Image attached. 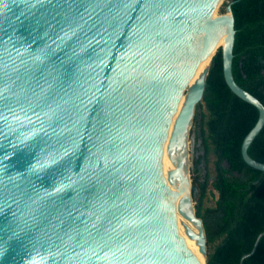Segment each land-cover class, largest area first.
Returning a JSON list of instances; mask_svg holds the SVG:
<instances>
[{
    "label": "water",
    "instance_id": "water-1",
    "mask_svg": "<svg viewBox=\"0 0 264 264\" xmlns=\"http://www.w3.org/2000/svg\"><path fill=\"white\" fill-rule=\"evenodd\" d=\"M218 1L0 0V264H207L190 129L221 48L264 171L232 3L204 28Z\"/></svg>",
    "mask_w": 264,
    "mask_h": 264
},
{
    "label": "trees",
    "instance_id": "trees-1",
    "mask_svg": "<svg viewBox=\"0 0 264 264\" xmlns=\"http://www.w3.org/2000/svg\"><path fill=\"white\" fill-rule=\"evenodd\" d=\"M236 20L233 72L236 81L264 103V0H230ZM229 2V3H230ZM206 108L207 112L204 111ZM259 119V109L237 96L228 86L222 48L213 58L207 87L198 105L195 122L202 124V141L208 165L216 157L213 175L200 180L193 170L194 197L199 191L197 214L208 236L207 264H241L264 232V171L243 158L242 144ZM264 162V127L249 148ZM213 176V177H212ZM218 193L214 205L205 207L208 192ZM243 264H264V235Z\"/></svg>",
    "mask_w": 264,
    "mask_h": 264
},
{
    "label": "rangeland",
    "instance_id": "rangeland-1",
    "mask_svg": "<svg viewBox=\"0 0 264 264\" xmlns=\"http://www.w3.org/2000/svg\"><path fill=\"white\" fill-rule=\"evenodd\" d=\"M230 0H224L222 5L220 6L219 12L223 13V12H227L226 8L229 4ZM189 87V83L186 85V87L184 88V92H183V96L186 95L187 90ZM204 107L201 108V110ZM204 111L207 112L206 108H204ZM202 130H203V126L202 124H199L198 122H195L192 124V127L190 129V139L193 138L195 136V140H196V144H195V148H194V153H191L190 155V159L191 162L193 161L194 165L192 166V170H191V177H192V187L194 188V173L193 170L196 166V160H200L202 159V156H205V149L203 147V139H202ZM210 161L208 163V165H206V161L205 159H202V163L200 164V170L199 172H197V176H199L200 180L205 181V176L210 173L211 175H213L214 172V162H215V155L213 153H210ZM213 177V176H212ZM197 194L199 196V191L197 189ZM198 196L194 197V205L197 209V204H198ZM218 198V193L217 191L215 192H208L205 199H204V206L205 207H209L215 204L216 200Z\"/></svg>",
    "mask_w": 264,
    "mask_h": 264
},
{
    "label": "bare ground",
    "instance_id": "bare-ground-1",
    "mask_svg": "<svg viewBox=\"0 0 264 264\" xmlns=\"http://www.w3.org/2000/svg\"><path fill=\"white\" fill-rule=\"evenodd\" d=\"M223 1L224 0H219L217 2V4L214 6V8L212 9V11L209 13L206 21L204 22V28H206L215 18H217L221 14H229L228 12H223V13L219 12L220 6L222 5ZM224 45H225V41L222 39L218 46H224ZM215 52H216V50L200 65V67L198 68L197 73L192 78V80L189 82L188 90H189L190 86L195 84V82L202 76V74L205 72V70L210 67L211 62H212V58H213ZM188 90H187V93H188ZM187 93H186L185 96L182 97L178 109L183 106V104H184V102L186 100V97H187ZM190 226L193 227L191 222H190Z\"/></svg>",
    "mask_w": 264,
    "mask_h": 264
}]
</instances>
